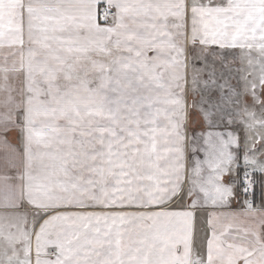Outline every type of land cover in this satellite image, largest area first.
<instances>
[{"label":"snow or ice","instance_id":"snow-or-ice-1","mask_svg":"<svg viewBox=\"0 0 264 264\" xmlns=\"http://www.w3.org/2000/svg\"><path fill=\"white\" fill-rule=\"evenodd\" d=\"M0 264H264V0H0Z\"/></svg>","mask_w":264,"mask_h":264}]
</instances>
